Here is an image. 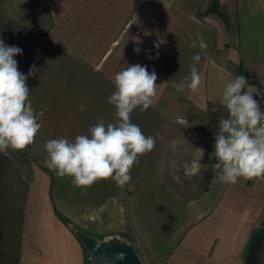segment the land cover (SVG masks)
I'll return each mask as SVG.
<instances>
[{
	"label": "crops",
	"instance_id": "crops-1",
	"mask_svg": "<svg viewBox=\"0 0 264 264\" xmlns=\"http://www.w3.org/2000/svg\"><path fill=\"white\" fill-rule=\"evenodd\" d=\"M212 1L0 0V38L22 49L20 72L38 69L26 84L41 124L33 144L0 152V264H90L77 229L135 241L158 264H264V177L220 183L206 147L228 118L226 84L243 76L252 93L264 84V0H217L227 20L208 11ZM198 38L206 49L190 47ZM135 64L158 77L151 106L131 116L155 138L153 151L123 189L58 178L43 163L45 142L90 135L97 118L115 123L114 76ZM208 165L202 188L183 187Z\"/></svg>",
	"mask_w": 264,
	"mask_h": 264
},
{
	"label": "clouds",
	"instance_id": "clouds-1",
	"mask_svg": "<svg viewBox=\"0 0 264 264\" xmlns=\"http://www.w3.org/2000/svg\"><path fill=\"white\" fill-rule=\"evenodd\" d=\"M190 47L204 50L207 44L198 38ZM21 54V48L6 45L0 38V152L5 155L9 148L21 151L33 144L41 127L26 84L38 69L32 65L27 75L20 72L14 57ZM200 59L198 52L194 54L190 68L187 88L193 92L201 85L196 67ZM157 78L155 71L149 72L141 64L118 71L113 80L115 91L108 97L115 108L116 122L105 124L103 118H97L88 129L90 135H77L73 141L67 138L46 141L44 165L58 178L71 177L77 187L87 188L109 179L121 189L126 187L139 157L155 147V138L146 136L131 116L134 110L143 112L151 106L157 95ZM246 85L243 76L235 77L226 84L221 98L228 118L219 120L214 145L218 163L213 169L220 170L216 171L215 179L222 184L234 185L239 178L264 177V112L251 91H242ZM173 88L177 92L185 90L183 83H173ZM80 109L84 111V106ZM178 120L184 123L183 118ZM114 259L124 260L125 254L117 253Z\"/></svg>",
	"mask_w": 264,
	"mask_h": 264
},
{
	"label": "water",
	"instance_id": "water-1",
	"mask_svg": "<svg viewBox=\"0 0 264 264\" xmlns=\"http://www.w3.org/2000/svg\"><path fill=\"white\" fill-rule=\"evenodd\" d=\"M75 235L85 246L90 264H144L136 248L128 239L114 235L99 239L85 231L75 230ZM124 253V260H115L117 253Z\"/></svg>",
	"mask_w": 264,
	"mask_h": 264
},
{
	"label": "rangeland",
	"instance_id": "rangeland-1",
	"mask_svg": "<svg viewBox=\"0 0 264 264\" xmlns=\"http://www.w3.org/2000/svg\"><path fill=\"white\" fill-rule=\"evenodd\" d=\"M209 121L208 120H203V119H200L199 120V127L201 128L202 131H206L207 129H209V127L207 128V125ZM215 138L216 137H210L208 139V144L211 143L213 145H215ZM211 171V167L210 165H208L206 168H204L202 174H200L198 177H195V178H189L187 180L184 181L183 183V187L184 188H191L193 187V190L194 188H202L203 185H202V181L204 178H206L208 176V173ZM134 247L136 248L139 256L141 257V259L143 260L144 264H158L157 262H154L149 256L148 254L146 253L145 249L143 248V246L137 242L134 241ZM89 257V256H88ZM90 259V258H89ZM88 263H89V260H88Z\"/></svg>",
	"mask_w": 264,
	"mask_h": 264
},
{
	"label": "built area",
	"instance_id": "built-area-1",
	"mask_svg": "<svg viewBox=\"0 0 264 264\" xmlns=\"http://www.w3.org/2000/svg\"><path fill=\"white\" fill-rule=\"evenodd\" d=\"M252 95L253 98L258 101L260 110L264 112V84H262L257 90H255Z\"/></svg>",
	"mask_w": 264,
	"mask_h": 264
},
{
	"label": "trees",
	"instance_id": "trees-1",
	"mask_svg": "<svg viewBox=\"0 0 264 264\" xmlns=\"http://www.w3.org/2000/svg\"><path fill=\"white\" fill-rule=\"evenodd\" d=\"M219 6H220L219 2L217 0H214L211 2L208 11H210V12L214 11V12L218 13L224 20H227V15L219 9ZM206 147L209 150V144H207Z\"/></svg>",
	"mask_w": 264,
	"mask_h": 264
}]
</instances>
